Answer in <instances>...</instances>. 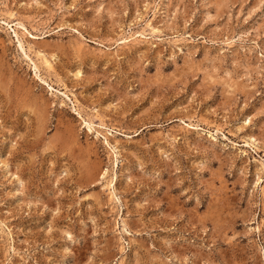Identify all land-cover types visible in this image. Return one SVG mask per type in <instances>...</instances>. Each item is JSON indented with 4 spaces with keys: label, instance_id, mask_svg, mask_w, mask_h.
<instances>
[{
    "label": "rangeland",
    "instance_id": "rangeland-1",
    "mask_svg": "<svg viewBox=\"0 0 264 264\" xmlns=\"http://www.w3.org/2000/svg\"><path fill=\"white\" fill-rule=\"evenodd\" d=\"M0 264H264V0H0Z\"/></svg>",
    "mask_w": 264,
    "mask_h": 264
},
{
    "label": "bare ground",
    "instance_id": "bare-ground-1",
    "mask_svg": "<svg viewBox=\"0 0 264 264\" xmlns=\"http://www.w3.org/2000/svg\"><path fill=\"white\" fill-rule=\"evenodd\" d=\"M18 25H20V26H23V24H21V23H19ZM14 33H15V30H14ZM16 34V33H15ZM138 35V34H137ZM141 36V35H140ZM144 39V38H143ZM124 41H127V40H124ZM19 42V47H20V49L23 51V49H22V45H21V43H20V41H18ZM125 42H123V44H124ZM29 59V58H28ZM33 66H34V68L35 69H37V67H36V65L33 63ZM45 82V81H44ZM91 128V127H90ZM89 128V129H90Z\"/></svg>",
    "mask_w": 264,
    "mask_h": 264
}]
</instances>
